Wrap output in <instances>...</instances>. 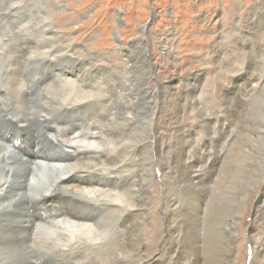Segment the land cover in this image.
Instances as JSON below:
<instances>
[{
  "label": "bare ground",
  "instance_id": "6f19581e",
  "mask_svg": "<svg viewBox=\"0 0 264 264\" xmlns=\"http://www.w3.org/2000/svg\"><path fill=\"white\" fill-rule=\"evenodd\" d=\"M237 1L232 14L227 11L220 20L236 33L224 32L219 69L242 65L248 48L257 45L258 38L238 22L248 13L242 4L248 0ZM257 2L254 18L264 12V0ZM12 72L19 77L0 88V264H235L247 254L245 242L264 264V237L258 244L249 228L235 245L244 211L255 209L259 234L264 233V204L255 201L264 175L254 192L249 185L230 190L237 167L228 162L237 141L235 126L264 82L262 75H249L221 115L204 110L197 132L184 129L182 122L191 118L180 105L196 89L170 95L164 131L174 137L164 146L155 110L170 96L141 67L15 63ZM56 85L71 86L75 98L51 100L44 92ZM146 121V134L138 141L118 140ZM263 135V129L255 134ZM103 141L116 149L105 148ZM156 168L161 187L154 185ZM153 186L162 195L157 213ZM218 193L238 195L229 214L214 205ZM125 194L134 202H123ZM44 213L61 217L49 222ZM109 215L116 216L111 227L105 225Z\"/></svg>",
  "mask_w": 264,
  "mask_h": 264
},
{
  "label": "rangeland",
  "instance_id": "374dc122",
  "mask_svg": "<svg viewBox=\"0 0 264 264\" xmlns=\"http://www.w3.org/2000/svg\"><path fill=\"white\" fill-rule=\"evenodd\" d=\"M257 1H243V11L248 10V13L240 14L238 18L244 32L251 33L255 41L258 38L257 45L248 48L242 65L237 63L219 69L223 58L217 55L220 48L226 46L224 32L232 29L231 34L236 33L231 24L220 20L225 12L232 14L237 0H0V88L19 77L12 72L15 63L30 64L31 67L47 63L61 67L98 64L115 70L138 66L147 70L153 83L157 80L163 83L165 95H186L191 88L196 89V94L183 98L180 105L191 118L182 122L184 129L197 132L201 129L197 124L202 123L204 110L221 115L228 99L240 96L239 89L249 75L257 73L264 78V12L256 18L251 16L259 6ZM23 53H30V56ZM27 76L35 77L34 73ZM44 94L58 101L75 98V90L69 85H56ZM165 97L155 110L157 134L163 136L164 146L174 137L164 131L171 101V96ZM41 98L38 94L37 100ZM144 112L151 113L150 110ZM242 113V121L234 130L237 134L235 148L228 157V162L237 167L230 177L235 189L230 190L249 185L254 192L264 175V135L255 136L257 131H264V82L249 97ZM148 125L146 121L137 131L121 135L118 140L133 144L146 134ZM103 143L111 151L116 149L112 143ZM145 155L148 157L150 151ZM154 173L158 184L154 185L161 187V171L156 168ZM161 196V191L153 186L152 201L156 213ZM121 199L125 203L134 202L129 194ZM234 200H239L238 195L218 193L213 203H217L222 213L229 214ZM255 201L264 204V185ZM254 213L255 209L243 212L239 225L241 223L244 230L246 226L247 229H238L235 245L239 243V233L247 237L249 228L256 235L258 244L264 237V233L259 234L261 222L255 219ZM44 216L49 222L61 217L54 219L53 214L48 216L47 213ZM115 218V215H109L105 225L113 226ZM57 225L61 227V224ZM244 245L247 254L241 261L237 258L235 264H262L261 256L254 259L253 244L245 242Z\"/></svg>",
  "mask_w": 264,
  "mask_h": 264
},
{
  "label": "snow or ice",
  "instance_id": "6c2138e0",
  "mask_svg": "<svg viewBox=\"0 0 264 264\" xmlns=\"http://www.w3.org/2000/svg\"><path fill=\"white\" fill-rule=\"evenodd\" d=\"M73 142L75 143V141H73ZM91 147H93V148H94V147H96V146H95V145H92Z\"/></svg>",
  "mask_w": 264,
  "mask_h": 264
}]
</instances>
